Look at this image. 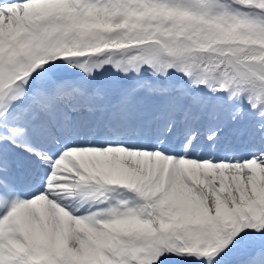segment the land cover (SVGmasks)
Segmentation results:
<instances>
[{
    "label": "snow or ice",
    "instance_id": "snow-or-ice-1",
    "mask_svg": "<svg viewBox=\"0 0 264 264\" xmlns=\"http://www.w3.org/2000/svg\"><path fill=\"white\" fill-rule=\"evenodd\" d=\"M0 264H264V0H0Z\"/></svg>",
    "mask_w": 264,
    "mask_h": 264
}]
</instances>
